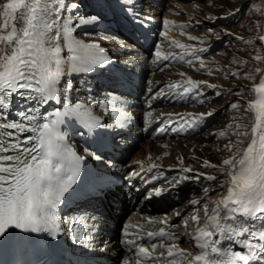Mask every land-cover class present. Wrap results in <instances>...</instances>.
Returning <instances> with one entry per match:
<instances>
[{
    "label": "snow or ice",
    "instance_id": "snow-or-ice-1",
    "mask_svg": "<svg viewBox=\"0 0 264 264\" xmlns=\"http://www.w3.org/2000/svg\"><path fill=\"white\" fill-rule=\"evenodd\" d=\"M79 6L78 0H6L0 4V241L16 230L48 233L53 238L67 232L74 242L87 247L98 232L97 217L87 211L63 217L58 214L66 194L81 179L83 159L65 144L67 133L61 131V125L65 124V118H70L69 122L77 123L91 133L96 129L123 127L129 113L125 110L126 101L116 89L102 99L90 97L89 100L67 102L63 110L49 107L58 99L62 80L67 91L72 87L68 76L91 74L109 62L106 50L98 43H86L74 35L80 28L95 24L99 19L98 16L79 14ZM132 21L137 23L138 18L132 17ZM163 25L165 28L170 25L179 29L190 27L167 18ZM160 34L167 37L166 32ZM260 39L264 41V36ZM169 47L188 49L191 46L171 39ZM206 51L193 48L190 53L179 56H161L157 46L156 55L164 61L178 59L192 64L191 59L185 60L186 55L199 59L198 54ZM255 59L264 57L257 55ZM205 67L201 61V68ZM260 71L256 69V72ZM239 74L233 72L232 76ZM244 74L250 76L247 72ZM206 83L189 77L186 84H168L166 87L179 98L186 94L199 97V85ZM208 86L217 87L214 84ZM249 91L258 98L248 102L245 112H253L254 117L248 123L228 126L238 137L235 143L229 140L225 145L232 155L223 159L219 166L204 161V167L224 173L223 178L207 173H196L194 177L215 182L221 189L227 185L225 194L216 192L218 199L213 200L209 187L205 186L204 197L191 201L193 214L190 219L200 226L195 233L185 232L184 235L194 241L198 254L181 249L180 235L160 227L143 236L123 240L132 252L133 264L264 262V78ZM161 95L168 93L160 89L152 98ZM239 105L240 101H236L230 107L238 109ZM210 115V112L168 114V119H184L189 126H195ZM239 119L242 117L233 118L234 121ZM216 135L226 133L221 131ZM95 159L100 160L102 156H95ZM135 163L141 166L142 172L159 167L152 163L145 169L142 161ZM181 171L194 170L182 168ZM131 175L139 176L140 173ZM152 194L160 195V189H155ZM145 219L148 223L167 225V218ZM183 224L187 227L188 220H183ZM130 235L133 234L124 231L125 237ZM145 240L150 247L138 243ZM165 240L173 243L165 245ZM123 264H129V260L125 258Z\"/></svg>",
    "mask_w": 264,
    "mask_h": 264
},
{
    "label": "bare ground",
    "instance_id": "bare-ground-1",
    "mask_svg": "<svg viewBox=\"0 0 264 264\" xmlns=\"http://www.w3.org/2000/svg\"><path fill=\"white\" fill-rule=\"evenodd\" d=\"M6 2V0H4ZM112 3L118 6L117 10H124L127 9L130 12L132 11L131 7H136L138 12H141L142 18H144L143 22L148 25L150 22V25H153L152 23L154 21L158 20V14L161 12L160 8L157 7V3L154 2V0H112ZM171 5V1H170ZM173 6L164 7L165 12L162 14L163 17H167L168 10H175L172 8ZM164 11V10H163ZM140 16V15H135ZM174 18L173 16H171ZM149 21V22H148ZM177 21V20H176ZM109 22L107 21L104 24V28L108 29ZM163 30H167L165 26H163ZM191 30V29H190ZM192 31H189L188 33L191 34ZM168 37H174V34L172 32H167ZM193 35V34H191ZM176 39V38H174ZM86 43L91 42L88 40H84ZM104 43V44H103ZM163 43V42H162ZM108 44V46L106 45ZM101 47H103L106 50V55H114L118 57V68L116 72H105L106 75L104 78L101 79L102 76L97 75L96 77L91 74L87 75H70L67 77V79L70 81L73 80L78 81L75 84L78 87H71L67 91H65V85L64 81L62 80L59 85V91H58V98H63V94L66 93L68 98H64L63 101L58 102V99L52 103L51 107L61 108L63 110V105L67 102H73L75 100H89L90 97H97V98H103L108 93L112 92L113 89H116L117 94L122 95L124 100L126 101V107H129V113L133 114L134 117H139V115L143 112H145L146 118L148 119V122H152L151 124H148L146 128L142 130L141 123L139 121L137 124H134L133 126H128V124H124L122 129L119 131H115V139H119V144L114 147L113 152H108L107 155L108 158L103 161V168H107L109 166L110 171L113 169V174H118V178H120V173H122L125 169H134L133 172H139V176H130L125 175V180L132 183H138L137 177L145 176L153 177L155 175H160L158 178V181H155L156 185H151V180L144 179V186H149L148 191L149 194H143L140 195V190L133 191L132 197L134 202L132 203L134 208L130 207L129 213H127L125 217V222L129 223L131 226H134L132 229L134 232L137 233V235H140L141 233L148 231V230H158L160 227H165L167 231H173L176 232L178 235H180L179 239V247L181 249H185L188 252L192 253L193 255L196 254L199 249L195 247L194 241H191V237H188L186 239L184 233H195L196 229L200 226L196 223V221H193V224L185 225L183 224V220L187 219L188 222H191L190 216L193 214V205L191 204V201L200 200L202 197H204V191L203 188L208 185V183L212 181H207L203 177H201L199 180H196L195 174L196 173H206V172H200L201 168L203 169H209L204 167V161H209L208 156H204L202 151L212 152L217 151L218 149L221 151L220 154H215L218 158L219 155L223 154L222 150H227L225 146H219L216 145L214 147H208L209 149L203 148V141H206L210 139L209 136H211V140H213V137L217 138L218 140L220 138H226L229 133L227 132L226 135L220 136L216 135V133H219L223 131L222 128H216L215 131L211 134H209L208 137L205 136V134L200 135L202 141H199V143L191 144L189 146L190 150H193V152H187L184 147H181V139L187 136H190L191 134L183 135V133H197L201 131V129L196 130L198 125L203 123L204 119H207L208 116H205L203 119H201L198 123L195 124V126H189V124L184 119H174L170 123L168 119V114H185V113H192V114H200V112H195L196 108L199 107V104H201V100L203 102L208 101V96L205 98V93H207L206 88L210 87L208 85H217V89L221 88L222 86L218 83H212L208 82V79H205L206 84L199 85V92L200 96L196 97L194 95L186 94L184 98H179L176 95L171 94L170 90L166 87L168 84H178L183 85L186 84L189 77H191L193 80L197 81H203L201 79H197L194 77V74L189 72L188 70L182 69L181 67L184 66H190L193 69L197 71H204L200 66L197 65H191L187 62L180 61L178 59H174L178 62L184 63V66H177V65H171L175 72H172L173 69H167L162 73H155V75H148L143 82L145 84V91L141 93V96H135L134 93H136L141 83V73L145 70V67L143 66V54L136 53L134 56L130 55L131 50H137L138 48L134 45L129 44L126 41L121 42H115L110 41L108 39L103 40L101 39V42L99 44ZM164 45H167V43H164ZM207 45V44H206ZM206 45H202L204 48ZM126 54H124V53ZM169 55V54H165ZM209 59V56H207ZM191 59L190 55L185 56V60ZM208 67V64H204ZM106 67V64L101 67ZM188 68V67H187ZM124 73L123 75L126 76V79L123 77H117L118 73ZM206 72V71H205ZM166 73V74H164ZM183 74V75H181ZM264 74V73H263ZM159 75H165L163 78L159 77ZM173 75V76H172ZM88 77H94L93 79ZM121 78V79H120ZM260 78H264V75H261ZM259 78V79H260ZM258 79V80H259ZM90 80V81H89ZM261 80V79H260ZM210 81V80H209ZM105 84L107 86H105ZM259 84V83H258ZM256 85V83L251 85V88ZM88 86V87H87ZM158 87H164L162 88L165 93H168V95H161L159 98L153 99L152 97L156 92H158ZM168 90V91H167ZM128 92L129 94H124ZM89 93V94H88ZM129 95V96H127ZM172 96V99L169 101V97ZM144 99H142V98ZM205 98V99H204ZM258 97L253 94L250 98L251 101L257 99ZM153 99V101H152ZM144 101V102H143ZM250 101V102H251ZM159 105L164 104L162 108H153L152 113L150 111L143 110L141 105H144L146 107L150 104H156ZM175 103V104H174ZM185 103V104H184ZM180 106H186L191 107V109H184L179 111L176 110V107ZM221 111H217L218 113ZM216 113V112H215ZM211 116V115H210ZM209 116V117H210ZM70 118H65V124L61 125L65 132L70 135L72 140L77 136L75 130L77 123L69 122ZM184 126L183 129H180V127ZM208 127V125L206 126ZM161 129H164V131H161ZM126 130L128 133H126ZM211 132V131H210ZM130 134L135 140H139L138 147L134 150L136 151L145 140L148 139L149 145L152 147L153 151L149 152L148 150L139 149L138 152L135 153L133 158L131 159V154L134 152L132 151L135 147L132 145L130 141L126 140V136ZM178 134H181L180 136ZM213 134V135H212ZM213 136V137H212ZM161 137V138H160ZM215 138V139H216ZM187 140V139H186ZM189 141H193L194 138H189ZM74 142H76L74 140ZM180 143V144H179ZM148 145V146H149ZM161 148V152L160 148ZM203 148V149H202ZM202 149V151H200ZM132 151V152H131ZM167 153V155H166ZM172 154V158L167 159L165 162H162L164 160L163 158L165 156H169ZM128 155V156H127ZM128 157L127 161H125V157ZM151 157V159H149ZM204 157V158H203ZM136 161H142L143 167L145 169L149 168L152 163L157 164L159 167L151 172L149 171H141V166L136 164ZM200 161V162H199ZM119 162H122L121 166H118ZM210 162V161H209ZM211 163V162H210ZM213 164V163H211ZM191 165L195 166V168H192ZM182 168H191L194 171L193 172H183L181 171ZM212 173H215L218 176H221L223 178L224 175L221 173L218 174L215 169H210ZM127 176V177H126ZM167 176V177H166ZM185 177H188L187 179ZM170 180H167V179ZM165 181H167L165 183ZM148 182V183H147ZM130 184V183H129ZM129 184L126 186V190L130 191L131 187ZM209 187V195L213 200L218 199L219 197L216 195V192H221L220 188L216 185H211ZM227 189V185L225 186ZM200 188V193L197 192ZM213 188L216 189V191H213ZM155 189H160L161 194L155 195L154 193ZM118 191L112 192L115 201L108 203L109 205V212L112 213V219L108 218L109 222H112L113 219L118 218V212L120 207H115L116 202H119L122 206L125 205L123 203V194L124 189L117 187ZM226 193V191H225ZM223 193V194H225ZM151 194V195H150ZM221 194V195H223ZM195 195V196H194ZM188 200L186 201V199ZM179 200L181 202H185L183 204H178ZM196 207H199L197 205ZM125 208V207H124ZM171 208V209H170ZM190 210V211H189ZM187 211L190 214H186ZM114 213V214H113ZM176 213H180V215H176ZM200 215L203 216V212H200ZM156 218V220H161L163 218H167V225L161 224V223H148L145 218ZM203 221H201V224ZM172 225H177L178 227L172 228ZM183 228L182 230L179 228V226ZM190 230V231H189ZM189 231V232H188ZM108 235V236H106ZM111 233L108 234H101L99 236H95L93 239L94 246L98 249H101L105 254H108L110 252H113L112 255H116L117 257H121L123 259L127 258L129 260V263L133 261V255L132 252L126 250H121L118 247V244L116 243V240L110 236ZM138 243H144L145 246L150 247V244L147 243V241H138ZM165 245H169L173 243V241H169L168 243L164 242ZM191 243L192 247H190L188 244ZM129 254V256H126V254ZM111 256V255H110Z\"/></svg>",
    "mask_w": 264,
    "mask_h": 264
},
{
    "label": "rangeland",
    "instance_id": "rangeland-1",
    "mask_svg": "<svg viewBox=\"0 0 264 264\" xmlns=\"http://www.w3.org/2000/svg\"><path fill=\"white\" fill-rule=\"evenodd\" d=\"M157 1V7L161 10L160 15L164 14L163 12L166 11L164 7L173 6L172 8L177 11L168 10V14H170L168 16L172 21H175L177 24L182 23L190 25V27H184L183 29L173 27L174 37L172 38H176L181 44L191 46L190 48L181 49L179 47H167L164 48V50L171 49L173 51H180L179 53L182 54L184 52L190 53L193 48L207 49L206 52L198 54L199 59L195 56H191L197 59L193 61L191 65L200 66L201 61H203L204 64H208V67L206 66V68H202L204 71H197L190 66H184L175 62L164 63L168 66L160 69H173L171 65L184 66L181 68L194 74L195 78L203 81L208 79V82L218 83L222 86L217 89H212L211 87L206 88L207 93H205L204 96L205 98L208 96V101H205L199 104V107L192 109H196L195 112L200 113L210 112L212 115L210 117L208 116L207 119L201 120L204 122L196 128V130L201 129V131L194 134L190 132L183 133L182 136L187 134L191 135L179 138L182 142L180 146L185 148L186 153L190 151L193 152V150H190L189 146L193 143H199V141H202L200 135L205 134V136L208 137L216 128H222L223 132L226 134L228 132L229 135H227L226 138H220L219 140L216 137L215 139L213 136V140H211V136H209V141H203L202 146L204 149H209L208 147H214L216 145L223 147L229 143V140L235 143L238 137L232 134L233 130L228 126L237 122L242 124L248 123L249 120L253 119V112H245L247 104L251 101L250 98L254 94L250 92L249 89H251L252 84L256 83L257 85L261 79L260 76L264 75V59H255L257 55L264 57V41L260 39L261 36H264V0H155V3H157ZM3 3H5V1L0 0V4ZM78 3L80 5L79 14L84 16H98V22H103L102 12L100 10L107 8L110 0H78ZM0 11H2V9H0ZM192 30L194 31L191 33L193 35L188 33ZM74 35L78 37L79 32L76 31ZM190 37H196V39H190ZM202 45L206 46L203 48ZM207 56H209V59ZM160 69L154 70V74L157 73V71L158 73H162V71H159ZM178 69L179 67H177V69L174 68L172 72H175V70ZM209 69L212 71H209ZM256 69H260L261 71L256 72ZM233 72H239L240 74L233 77ZM245 72L249 73L252 78H250L249 75H245ZM146 76L147 74L145 75L144 80L146 79ZM164 76L165 75H159L161 78ZM241 86H243L242 90ZM217 93L221 94L217 95ZM236 101H240L239 108H231L230 105ZM184 109L188 110L191 109V107L180 106L176 107V110L174 111ZM220 109L221 111L218 113L217 111ZM234 117H242V119L234 121ZM207 125L208 127H206ZM241 130L243 131V129ZM178 135L180 136L181 134ZM188 137L194 138V140L189 141ZM240 139L244 138L241 137ZM139 142L134 144L135 148L132 151L138 147ZM246 143L247 139H245V144ZM148 145L149 143L147 139L143 142L141 147L131 154V159L140 148L148 150L149 152L153 151L152 147ZM202 149L200 151H202ZM161 151L160 148V151L158 152ZM207 151L208 150L202 151V153L204 156L209 157L208 160L213 163V165L217 166L221 165L223 159L232 155V152L222 150L223 154L219 155L217 158L215 154H220L219 152L221 149L212 151L211 153ZM170 158H172V154L165 156L162 162H165ZM191 167L195 168L193 165H191ZM210 169L213 168H201L199 171L222 178L221 176L212 173ZM216 172L224 175V173L220 171L216 170ZM211 185L216 184L215 182H210L207 186ZM225 186L226 185H224L223 189L220 188V194L225 193ZM199 191L200 188L197 192ZM187 200L188 198L186 201ZM185 202L179 200L178 204L180 205ZM186 214L190 213L187 211ZM190 224H193L192 220L191 222H188L187 225ZM179 228L181 230L183 229L181 225ZM188 245L192 247L191 243Z\"/></svg>",
    "mask_w": 264,
    "mask_h": 264
}]
</instances>
